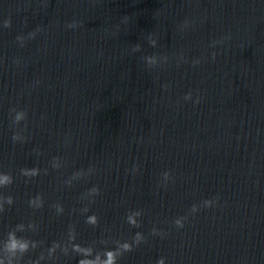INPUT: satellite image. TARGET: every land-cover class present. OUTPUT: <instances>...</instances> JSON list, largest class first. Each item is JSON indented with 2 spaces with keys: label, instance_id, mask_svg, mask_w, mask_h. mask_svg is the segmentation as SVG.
Instances as JSON below:
<instances>
[{
  "label": "water",
  "instance_id": "obj_1",
  "mask_svg": "<svg viewBox=\"0 0 264 264\" xmlns=\"http://www.w3.org/2000/svg\"><path fill=\"white\" fill-rule=\"evenodd\" d=\"M161 260L264 264V0H0V264Z\"/></svg>",
  "mask_w": 264,
  "mask_h": 264
},
{
  "label": "clouds",
  "instance_id": "obj_2",
  "mask_svg": "<svg viewBox=\"0 0 264 264\" xmlns=\"http://www.w3.org/2000/svg\"><path fill=\"white\" fill-rule=\"evenodd\" d=\"M176 223L181 224V221L178 220ZM159 264H162V260L159 262Z\"/></svg>",
  "mask_w": 264,
  "mask_h": 264
}]
</instances>
